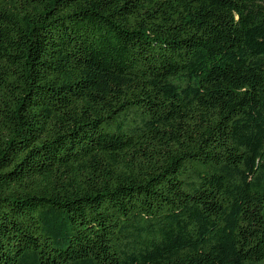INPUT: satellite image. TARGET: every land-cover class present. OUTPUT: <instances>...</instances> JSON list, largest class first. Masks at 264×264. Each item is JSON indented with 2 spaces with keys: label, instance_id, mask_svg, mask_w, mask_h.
I'll return each mask as SVG.
<instances>
[{
  "label": "trees",
  "instance_id": "trees-1",
  "mask_svg": "<svg viewBox=\"0 0 264 264\" xmlns=\"http://www.w3.org/2000/svg\"><path fill=\"white\" fill-rule=\"evenodd\" d=\"M0 264H264V0H0Z\"/></svg>",
  "mask_w": 264,
  "mask_h": 264
},
{
  "label": "rangeland",
  "instance_id": "rangeland-1",
  "mask_svg": "<svg viewBox=\"0 0 264 264\" xmlns=\"http://www.w3.org/2000/svg\"><path fill=\"white\" fill-rule=\"evenodd\" d=\"M121 121L123 122V125L118 130H121L125 133L131 131L132 128H134L141 122L140 110H136L133 114L129 115L127 118L122 117ZM117 127L118 126L114 125L110 128H107L106 131L109 132L115 131Z\"/></svg>",
  "mask_w": 264,
  "mask_h": 264
}]
</instances>
